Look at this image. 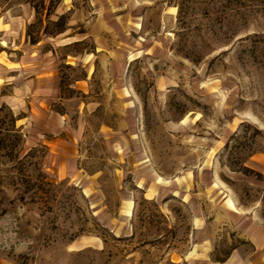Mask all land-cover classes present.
Segmentation results:
<instances>
[{
	"label": "rangeland",
	"instance_id": "374dc122",
	"mask_svg": "<svg viewBox=\"0 0 264 264\" xmlns=\"http://www.w3.org/2000/svg\"><path fill=\"white\" fill-rule=\"evenodd\" d=\"M29 1L0 0V264L250 255L264 0H44L68 29L34 45Z\"/></svg>",
	"mask_w": 264,
	"mask_h": 264
},
{
	"label": "trees",
	"instance_id": "16d2710c",
	"mask_svg": "<svg viewBox=\"0 0 264 264\" xmlns=\"http://www.w3.org/2000/svg\"><path fill=\"white\" fill-rule=\"evenodd\" d=\"M29 3L35 12L36 19L35 23L28 25L26 29V37L30 44L34 45L38 43L40 37H55L68 29L67 15L57 16V19L54 21L50 19V16L54 13L55 4L50 2L47 6L44 4V0H40L37 4H34L33 0H30ZM6 108L5 105H2L0 107V112ZM8 114L14 122L13 114L10 110L8 111ZM241 172L244 175H249L251 173L255 174L254 171L247 167H244ZM256 175L262 177L260 174Z\"/></svg>",
	"mask_w": 264,
	"mask_h": 264
},
{
	"label": "crops",
	"instance_id": "0c3cea01",
	"mask_svg": "<svg viewBox=\"0 0 264 264\" xmlns=\"http://www.w3.org/2000/svg\"><path fill=\"white\" fill-rule=\"evenodd\" d=\"M52 150H56L59 148L58 145L54 144L52 146ZM244 234L245 238L253 246V250L246 258H234V252L232 251L230 255L222 261V264H234L233 261L236 262L240 260L238 264H264V227H251L248 230H240ZM204 245H206V241H203ZM221 263V262H220Z\"/></svg>",
	"mask_w": 264,
	"mask_h": 264
}]
</instances>
